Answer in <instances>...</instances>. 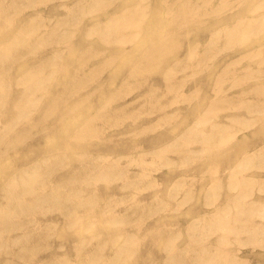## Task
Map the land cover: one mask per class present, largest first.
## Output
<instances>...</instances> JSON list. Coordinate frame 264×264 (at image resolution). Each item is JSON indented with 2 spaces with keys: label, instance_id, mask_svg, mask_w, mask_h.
I'll use <instances>...</instances> for the list:
<instances>
[{
  "label": "bare ground",
  "instance_id": "bare-ground-1",
  "mask_svg": "<svg viewBox=\"0 0 264 264\" xmlns=\"http://www.w3.org/2000/svg\"><path fill=\"white\" fill-rule=\"evenodd\" d=\"M62 1V10H58L59 7L52 10L53 0H0V159L20 145L27 147L37 134L44 136L51 127L65 125L74 114L88 111L93 105L92 109L95 108L97 104L92 103L95 96L100 103L74 126L70 141H61L60 146L57 142L58 146L50 148L49 156L42 153L46 157L34 166L22 168L21 164L16 171L6 173L0 191L4 203L0 208V254L13 255L5 259L6 264H235L236 256L229 250L216 255L210 251L207 241L202 244L198 239H190L187 246L189 250L197 247L198 252L182 256L171 241L174 239L172 232L158 226L153 228L150 237L167 241L160 262L154 261L155 248L139 256L137 232L144 221L163 210L157 203L146 206L138 196L153 181H146L143 167V174L136 181L130 173V161L124 157L104 156L100 149L91 148L90 144L104 141L111 147L108 128L149 121L156 112H159L158 122L140 132L130 131L134 132L132 139L148 137L161 124L174 122L178 117L176 112L182 110L185 103L192 105L198 100L193 101L194 96H199L197 92L184 94L186 84L207 72L224 51L234 50L246 41H260L254 55L259 57L258 67L243 66L245 56L235 55L236 58L215 73L213 90L216 93L211 101L215 99L200 121L204 124L210 121L211 126L203 130L189 127L175 142V150L188 158L207 155L197 154L192 147L193 140L199 138L211 156L233 159L239 147L233 149L227 141L219 143L230 137L229 123L214 118L221 109L234 106L239 111L233 118L239 119H233L232 126L257 122L264 130V0H159L158 4L152 0ZM46 6L51 8L47 7V11ZM154 9L155 15L150 18ZM152 20L160 30L157 34L149 31ZM210 27L213 29L202 49L197 45L193 51L186 50L192 30L205 34ZM137 44L139 49L129 48ZM179 55L180 58L172 60L170 65L165 64ZM247 58L252 60V57ZM117 74L121 75V80L116 85L104 81L105 76L112 80ZM156 76H160V84L155 82ZM199 82L196 88L203 89L206 80ZM232 87L238 90L230 91ZM133 93L136 96L127 101L126 97ZM175 103L179 107L171 113L169 109ZM246 113L251 119L240 121V116ZM165 153H158L160 162H170ZM139 161L151 172L152 162ZM74 162L79 164L76 170L60 180L62 173L58 183L49 182L50 177L60 169L73 166ZM119 179L122 188H130L133 198L129 201L109 198L102 203L100 182ZM217 180H222L220 175ZM230 182L233 184V179ZM236 182L243 185L241 179ZM241 190L245 192L248 188L241 187ZM240 192L238 190L233 196L235 204H241L238 215L233 220L224 217L214 222L225 225V229L235 235L246 234L251 238L264 231V222L262 215L259 219L254 215L259 204L249 197L243 199ZM47 202L69 215L71 230H83L80 236H75L74 260L57 256L54 259L49 255L40 258V253L49 248L47 236L51 231L40 228L42 226L37 223L41 220L36 223L35 219L40 215L38 212L48 208L49 205L43 208ZM119 202L127 205L128 215L116 212ZM96 221L109 222L106 233ZM239 221L245 222L240 224ZM24 226L25 231L23 229L19 236L10 234L11 230ZM38 235L45 239L30 243L33 236ZM122 235L124 242L117 245ZM105 236L108 238L103 240ZM15 244L20 246L15 248ZM110 247L113 252L108 254L106 249ZM18 258L24 260L21 262Z\"/></svg>",
  "mask_w": 264,
  "mask_h": 264
},
{
  "label": "rangeland",
  "instance_id": "rangeland-1",
  "mask_svg": "<svg viewBox=\"0 0 264 264\" xmlns=\"http://www.w3.org/2000/svg\"><path fill=\"white\" fill-rule=\"evenodd\" d=\"M61 2L63 1L53 0V2L51 3L53 7H48L50 5L49 4L44 9H46L47 11L50 8L52 10H56L59 7L58 10H62L61 4L63 3ZM152 2L154 4H158L160 1L152 0ZM155 11L156 9L151 11L150 18L155 15ZM163 12L164 11L162 10L161 13L163 14ZM150 23H153V20ZM145 26L148 27V23L145 24ZM218 26L219 24L215 27ZM211 28L212 27H210L209 29L206 28L205 34L196 30H192V39L190 40V44L188 46H185L186 50L193 51V49H195L197 45H200L199 48L202 49V45L207 42L206 37L210 35L211 30L213 29ZM149 31L150 33L156 34L160 32L155 22L153 23L152 27L149 28ZM259 43L260 41H246L243 44L244 46L242 45L231 51H224L223 56L221 57V55H219L217 57V61L214 62V64L209 68L207 72L201 73L198 77L195 78L194 81L186 84L183 88L184 94L197 92V94L199 93V96L198 98L194 96L193 101H196V99L198 100L192 105H187L185 103V106H183L184 108L182 110L179 109L178 111L176 109L179 107V105L177 103L173 104L169 111H171V113L177 111L176 114L178 117L174 122L168 125L161 124V126L157 128L155 132H152L148 137H138L132 139L131 137L134 132L130 131L136 130V132H140L142 129L150 126L153 122H158L159 112H156L151 119L153 121H142L137 122L135 125L125 124L121 127H111L108 128V130L106 129L107 133L109 132L108 136L112 138L111 147H107V143H105L104 141H94L92 144H90L91 148L100 149L104 156H108L110 158L114 156L120 158L124 157L127 161H130V167L132 168L130 173L136 181H138L141 174H143L142 167L144 172H146V181H148L149 179L150 181H153V184L143 189L142 194H139L138 196L146 206L149 207L160 204V207H163V210L161 211V214L154 215L149 221H144L145 223L143 224L142 229L137 232L136 239L140 243L138 250L139 256H144L145 253L148 252V249L155 248L156 251H154V261L157 260L158 262H160L159 260L164 254L163 247L166 246L167 241L165 238H159V240H156L150 237L153 228L158 226L161 229H167L169 233L170 231L172 232L174 239L171 241L174 243V245H176L178 251L182 254V256H186L188 253L194 255L196 252H198L197 247L193 246L191 250L187 248L188 244L190 245V239H193L195 241L198 239L202 240L200 242L202 244L204 243V241H207L210 251L216 255L226 254L227 250H229L232 256H236L237 261L235 264H264V231L250 238L246 234L235 235V233L227 231L225 229V225L216 224L214 222L219 221L224 217H228L229 219L233 220L235 215H238V211H240L241 209V204L237 206L235 204V197H233L234 194L238 192V190L242 192L243 199L249 197L248 199H254L256 201V204H259V207L256 209V211H254V215H258V219L259 216L262 215V222H264V130L260 129V123L256 122L257 124L255 123L249 126L245 124L232 126L230 122L233 119H239L233 118L236 117V113L239 111L234 106L221 109L219 111V114L216 115L217 117L215 116L214 119L219 118L222 122L229 123L227 124L229 126L227 129H229L228 135L230 137L226 138L225 141L223 139L219 140V143H225L227 141V145L229 147L233 149L235 147H239V153L233 159L225 160L218 155L211 156V154H208V149L206 148V146H204L202 142H200L199 138L196 137H194L196 139L193 140L194 143L192 144V147L197 152V154L200 152L207 154L205 157L188 158L175 150L176 140L182 134L186 133L187 128L195 127L196 130L198 128L200 130H203L205 129L204 127H208L210 125V121H206L207 124H204L205 122L200 121L202 119V116L210 111V104L215 99L214 98L211 101V98L216 93V91L213 90L215 73L223 68V65L226 62L236 58L234 57L235 55L245 56L243 59L245 61L242 62L243 66L246 64L253 68L258 67L260 61L259 57L254 55H256L257 51L259 50ZM129 48H131V50H133V48L137 50L140 48V46L139 44L131 45L129 46ZM244 48H247V50L244 51ZM128 52L131 53L132 51ZM247 57H252V60L249 61V58ZM178 58H180V55L168 59L165 64L170 65L172 60L175 61ZM117 70H115L114 72H116ZM60 78H62V75L60 76ZM159 78L160 76H156L155 78V82H157V84H160L161 82V78ZM203 79L206 80V86L203 89L196 88V86L200 83L199 81ZM120 80V74H117L112 78V80H109L107 76H105L104 78L105 82L108 83V81H112L113 85L119 83ZM246 87L247 86H245V88ZM236 89L238 90L237 87H232V89L229 90L235 91ZM134 96H136L135 93L129 95L128 98L126 97V100L128 101ZM98 100L99 99L97 98V96H95L92 103L97 104V106L92 109V107L94 106L93 105L87 110H92V112L96 110L100 104H98ZM88 111L83 110L74 114L65 125H54L55 129H57L56 133L54 132L55 129L51 127L47 132L49 134L44 133V136L42 134H37L35 138H33L26 144L27 147L24 148L25 145H20L16 147L15 150H12L11 154L9 153L8 155L4 156L2 158L4 161L0 159V191L2 182L6 178V175H8L6 173L10 174L16 171V169H19V165H23L22 168L32 167L35 164L39 163V161L41 162L43 158L46 157V155L49 156L48 153H51L52 146H60V143L62 145V142L65 143L67 141H70L69 139L71 133L74 131V126L86 118V113ZM241 112L245 113L244 111ZM240 117V121L242 122L251 119L248 113H246L245 115L242 114ZM122 132L126 133L123 134ZM113 140H117L119 142H114ZM57 142L58 145L56 144ZM41 150L43 152H40ZM162 151H166L165 155L170 158V162H160L161 158L159 159L157 155ZM42 153H46V155L44 154V156ZM6 157L8 158L7 160H5ZM139 159H145L147 162H152L153 168L151 172L146 170L147 166H142V164H140ZM71 165L73 166L70 167L69 165L68 167L60 169L61 172L58 171L55 176H53L52 178L50 177L51 180L48 179L49 182L51 181L52 183H58V176H60L62 173L64 174L60 176L61 180L64 176L67 175V173L76 170L79 164L78 162H74ZM68 168H70L69 171ZM230 174L231 176L229 177ZM217 175H220V177L222 178L221 181L217 180ZM230 179H233L234 185L231 184ZM237 179H241L243 181V185L238 184L236 182ZM244 181H247V185H244ZM105 183L100 182L101 185L99 188V196L102 203H104L109 198H115L125 201H129L133 198L134 194L130 192V188L121 187L120 179L115 181L113 180L106 184ZM241 187L248 188V190L246 191L250 192H244L243 190H241ZM245 194L248 196H246ZM0 198V208L2 209L1 206H3L4 203L1 196ZM119 203L120 204H117L116 206V212L121 215H128L130 211L126 208L127 205H125V203L123 202ZM46 205H49L50 207L48 206V208H50L51 210L48 208H44ZM53 205V203L48 204V202L43 204L44 209L37 213L42 215L43 212H45L42 215L43 217L39 215V218L37 215V219H35L36 223L41 220L39 223H37L42 226L40 228L50 229L51 231L50 235L47 236V244H49V248L45 251H42V254L40 253L41 256H39L41 258L49 255L51 258L54 256V259L57 257H68V259L74 260L76 257L74 250L75 240L77 239V236H80L82 234L83 230L82 228H77L75 231L71 230L69 227L71 222L69 215L60 210L57 205L54 207ZM52 209L55 210L52 212ZM96 222L98 226L102 227L103 229L107 228L109 223L108 221ZM243 222L245 221H239L240 224ZM49 223L51 224L50 226ZM23 229L25 231V226L24 228L20 227L17 230L15 229L16 231L14 229L11 230L10 234L14 237L19 236V234L23 233ZM104 232L106 233L107 229H105ZM105 237L106 238H103V240H106L108 238L107 236ZM44 239L45 236H33V239H31L30 243L34 241L40 242V240L43 241ZM123 242L124 235L118 238L116 244L120 245ZM18 245L20 246V244ZM18 245L15 244V248L18 247ZM110 248L106 249V252L108 254H111L113 252V248ZM46 251L48 252L45 253ZM0 255V264H6L7 262L5 259L8 256H13L6 253ZM18 260L22 262L24 259L18 258ZM134 264L140 263L134 262Z\"/></svg>",
  "mask_w": 264,
  "mask_h": 264
}]
</instances>
